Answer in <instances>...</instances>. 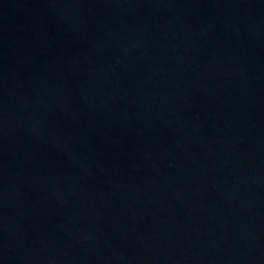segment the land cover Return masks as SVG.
I'll return each mask as SVG.
<instances>
[{
  "label": "water",
  "instance_id": "95a60500",
  "mask_svg": "<svg viewBox=\"0 0 264 264\" xmlns=\"http://www.w3.org/2000/svg\"><path fill=\"white\" fill-rule=\"evenodd\" d=\"M0 264H264V0H0Z\"/></svg>",
  "mask_w": 264,
  "mask_h": 264
}]
</instances>
